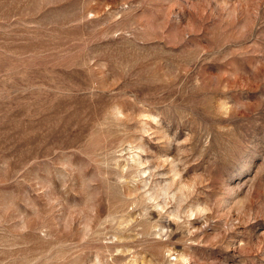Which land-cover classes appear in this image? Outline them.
<instances>
[{"label": "rangeland", "instance_id": "1", "mask_svg": "<svg viewBox=\"0 0 264 264\" xmlns=\"http://www.w3.org/2000/svg\"><path fill=\"white\" fill-rule=\"evenodd\" d=\"M0 264H264V0H0Z\"/></svg>", "mask_w": 264, "mask_h": 264}]
</instances>
